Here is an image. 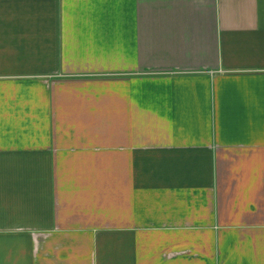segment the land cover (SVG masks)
<instances>
[{
    "label": "crops",
    "instance_id": "crops-1",
    "mask_svg": "<svg viewBox=\"0 0 264 264\" xmlns=\"http://www.w3.org/2000/svg\"><path fill=\"white\" fill-rule=\"evenodd\" d=\"M0 264H264V0H0Z\"/></svg>",
    "mask_w": 264,
    "mask_h": 264
}]
</instances>
